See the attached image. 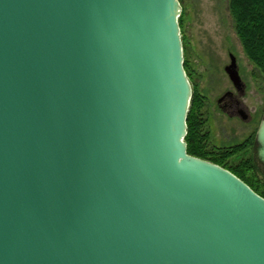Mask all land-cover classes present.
Here are the masks:
<instances>
[{"label":"water","instance_id":"water-1","mask_svg":"<svg viewBox=\"0 0 264 264\" xmlns=\"http://www.w3.org/2000/svg\"><path fill=\"white\" fill-rule=\"evenodd\" d=\"M181 13L0 0V264H264V198L187 152Z\"/></svg>","mask_w":264,"mask_h":264},{"label":"rangeland","instance_id":"rangeland-1","mask_svg":"<svg viewBox=\"0 0 264 264\" xmlns=\"http://www.w3.org/2000/svg\"><path fill=\"white\" fill-rule=\"evenodd\" d=\"M182 8L186 37L184 60L190 66L193 86L205 98L203 108L207 119L205 129L209 143L216 148H226L246 141L255 134L264 111V78L253 79L254 65L243 51L234 29L229 0H179ZM228 53L239 57L243 78L248 85L242 102L251 114V120L232 118L219 106L217 99L231 83L224 71ZM253 155L254 149L246 156ZM258 177L264 181V167L256 159Z\"/></svg>","mask_w":264,"mask_h":264},{"label":"trees","instance_id":"trees-1","mask_svg":"<svg viewBox=\"0 0 264 264\" xmlns=\"http://www.w3.org/2000/svg\"><path fill=\"white\" fill-rule=\"evenodd\" d=\"M229 9L234 22V29L241 42L243 51L254 65V79L264 78V0H229ZM183 49L186 48V37L183 33V15L179 18ZM184 69L191 78L190 66L184 60ZM191 105L187 116V152L195 157L205 159L229 170L258 195L264 198V181L258 177L256 159L246 156L253 150L252 135L246 141L224 148L210 145V135L205 129L207 121L203 108L206 98L193 86Z\"/></svg>","mask_w":264,"mask_h":264},{"label":"flooded vegetation","instance_id":"flooded-vegetation-1","mask_svg":"<svg viewBox=\"0 0 264 264\" xmlns=\"http://www.w3.org/2000/svg\"><path fill=\"white\" fill-rule=\"evenodd\" d=\"M227 58H228V62L224 64V71L227 74L228 79L232 86L230 89H227L220 97H218L217 102L221 107V109L230 117L240 118L242 121L248 122L251 120V114L242 102V98H244L247 93L248 85L243 78V72H242V67L240 65L239 57L235 53H228ZM229 72H235L238 74L239 79L236 83L231 80ZM252 78L254 79L253 76ZM263 92H264V88H263ZM243 116H245L246 118L243 119ZM256 132L254 134L252 141L254 144L253 145L254 151L256 148V143H255Z\"/></svg>","mask_w":264,"mask_h":264}]
</instances>
